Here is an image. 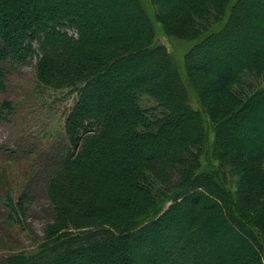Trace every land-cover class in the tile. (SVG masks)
Instances as JSON below:
<instances>
[{
	"label": "trees",
	"instance_id": "trees-1",
	"mask_svg": "<svg viewBox=\"0 0 264 264\" xmlns=\"http://www.w3.org/2000/svg\"><path fill=\"white\" fill-rule=\"evenodd\" d=\"M151 2L181 65L141 0H0V90L35 58L36 87L78 93L64 142L17 159L43 240L0 264H264V0ZM6 199L20 222L35 195Z\"/></svg>",
	"mask_w": 264,
	"mask_h": 264
},
{
	"label": "rangeland",
	"instance_id": "rangeland-1",
	"mask_svg": "<svg viewBox=\"0 0 264 264\" xmlns=\"http://www.w3.org/2000/svg\"><path fill=\"white\" fill-rule=\"evenodd\" d=\"M141 2L153 20L157 42L164 44L181 65L185 51L191 46L189 41L166 32L156 20L151 0ZM35 63L34 58L29 64L11 69L7 88L0 90V256L29 252L43 240L45 225L53 215L45 183L42 176L36 174L38 177L26 180L23 162L17 159L25 150L44 148L41 143L51 140L64 142V118L78 98V93L69 89L36 87ZM190 89L193 106L200 108L196 93ZM5 100L13 105L10 111L3 109ZM233 184L230 185L235 190ZM26 186L35 195L27 216H21L20 222L6 218L11 208L7 194L17 198Z\"/></svg>",
	"mask_w": 264,
	"mask_h": 264
}]
</instances>
